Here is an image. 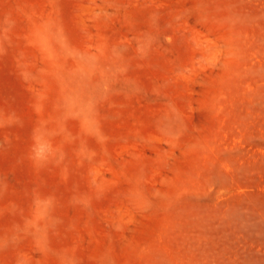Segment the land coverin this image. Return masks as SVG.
Returning a JSON list of instances; mask_svg holds the SVG:
<instances>
[{
  "label": "rangeland",
  "instance_id": "rangeland-1",
  "mask_svg": "<svg viewBox=\"0 0 264 264\" xmlns=\"http://www.w3.org/2000/svg\"><path fill=\"white\" fill-rule=\"evenodd\" d=\"M0 264H264V0H0Z\"/></svg>",
  "mask_w": 264,
  "mask_h": 264
}]
</instances>
